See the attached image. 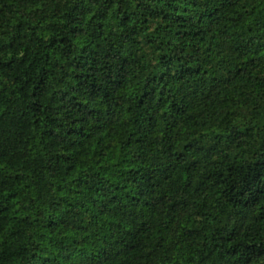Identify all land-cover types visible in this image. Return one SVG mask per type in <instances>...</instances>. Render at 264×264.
Here are the masks:
<instances>
[{
  "label": "trees",
  "instance_id": "obj_1",
  "mask_svg": "<svg viewBox=\"0 0 264 264\" xmlns=\"http://www.w3.org/2000/svg\"><path fill=\"white\" fill-rule=\"evenodd\" d=\"M0 264H264V0H0Z\"/></svg>",
  "mask_w": 264,
  "mask_h": 264
}]
</instances>
